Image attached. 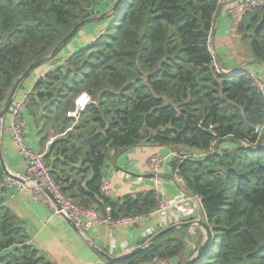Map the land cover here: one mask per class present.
I'll return each instance as SVG.
<instances>
[{"label":"trees","instance_id":"16d2710c","mask_svg":"<svg viewBox=\"0 0 264 264\" xmlns=\"http://www.w3.org/2000/svg\"><path fill=\"white\" fill-rule=\"evenodd\" d=\"M113 2L0 0V109L17 78L50 55L78 22L110 15L86 47L48 61L52 67L24 102L40 143L53 137L44 162L60 193L100 217L146 215L159 193L103 195L104 166L111 154L140 144L167 146L189 154L169 164L180 173L183 190L200 198L211 232L192 264H264V135L256 147L264 130V92L248 67L223 72L216 64L210 33L222 3L120 0L109 13ZM232 23L237 44L247 45L251 60L264 65V3ZM81 92L91 102L75 120L66 114ZM4 178L0 165V264H55L29 242L7 204L12 189L2 185ZM188 228L167 231L111 264L176 258L186 251Z\"/></svg>","mask_w":264,"mask_h":264},{"label":"crops","instance_id":"0c3cea01","mask_svg":"<svg viewBox=\"0 0 264 264\" xmlns=\"http://www.w3.org/2000/svg\"><path fill=\"white\" fill-rule=\"evenodd\" d=\"M98 7L99 5L96 6V8ZM110 19L111 16L107 15L82 26L58 52V60L86 47L105 30V24ZM232 24L227 17L224 5H222L218 17L213 23L216 29L214 37L210 39V49L217 59L216 64L227 72L244 65L251 72H256L258 78L264 81V65L251 60L250 55L244 59L237 54L238 44L234 36L231 35ZM219 54L229 58L225 62L220 61ZM51 64L47 62L39 67L42 70L39 71L38 68L37 71H33V74L21 83L17 97L28 93L40 73L51 68ZM22 116L26 125L25 145L35 151H44L42 153H45L53 137L42 145L33 118L24 109ZM9 122L10 117L7 113L2 121L0 132L2 157L9 171L24 175L25 162L8 132ZM173 152L167 146L140 144L111 154L104 166L105 177L111 187V195L114 198H121L129 194H143L154 190L163 198L170 199L188 194L183 190L182 179L176 177V170L169 164L174 159ZM153 154L167 158L156 173H152L148 165V158ZM193 154L202 155L198 151H193ZM4 179V181L8 180L6 176ZM7 204L22 220L29 235V242L55 264H104L105 260L100 251L110 256L128 252L144 243L148 231L157 232L172 225L175 219L174 212L169 211L164 215L156 214L143 218L134 224H94L84 232H77L67 223L64 216L53 213L47 204L38 201L33 189L29 186L21 190L13 188ZM193 216L196 217L195 220L205 221L202 207L196 209ZM188 227V231L185 233V235L187 234L186 239L184 238L186 251L183 254L170 260L144 264H179L184 258L190 257L192 252L197 249L198 242L202 241L205 235L201 227L194 225Z\"/></svg>","mask_w":264,"mask_h":264},{"label":"built area","instance_id":"2783aa9c","mask_svg":"<svg viewBox=\"0 0 264 264\" xmlns=\"http://www.w3.org/2000/svg\"><path fill=\"white\" fill-rule=\"evenodd\" d=\"M225 7L227 17L231 20H239L242 14L251 7L256 5H262L264 0H219ZM232 21V22H233ZM232 29V27H231ZM254 76V75H253ZM255 85L264 92V83L257 77L254 76ZM28 93L23 94L21 97H15L8 108V114L10 117V122L8 124V132L11 136L13 143L15 144L18 153L24 159L25 162V173L23 176L32 178L36 181H39L42 185L46 186L47 189L53 194L57 202L60 204L61 208L58 210L50 201L48 196L33 183L22 184L13 179L7 178L8 180L4 181L8 188H16L21 190L26 187H31L36 195V199L42 203L47 204L53 213L67 216L71 218L76 227L84 232L90 226L94 224H117V223H129L134 224L143 218L150 217L152 215L160 214L164 215L169 211L174 212V222L181 223L186 221H193L196 217L193 216V213L196 209L201 207L200 198L192 194L180 195L176 198L165 199L162 196L158 198L157 205L150 213L146 215H136L121 218L118 220H111L107 217H100L93 209H87L79 207L78 205L72 203L66 196L60 193L57 185L53 181L49 173V167L44 162V153L40 151H35L24 143V134L26 130L25 122L22 118V111L24 109V102ZM90 96L86 92L79 93L74 99V107L72 110L67 112V116L72 119H77L79 114L90 104ZM52 141H50L51 144ZM173 158L183 159L187 158V155H179L178 153H172ZM166 157H163L158 154H153L148 158V165L152 173H156L161 165L165 163ZM140 180L141 178H137ZM100 192L103 195L111 194V187L106 178H103L100 184ZM154 231H148L146 233V240L148 241L153 235ZM146 241V243H147Z\"/></svg>","mask_w":264,"mask_h":264},{"label":"water","instance_id":"95a60500","mask_svg":"<svg viewBox=\"0 0 264 264\" xmlns=\"http://www.w3.org/2000/svg\"><path fill=\"white\" fill-rule=\"evenodd\" d=\"M120 0H114L112 6H111V9L110 11L111 12H115L118 4H119ZM220 8H221V5L218 7V11H217V14L215 16V20L217 19L218 17V14H219V11H220ZM109 11V12H110ZM108 12V11H107ZM103 16H105L104 14L102 15H99V16H95V17H91V18H87V19H84V20H81L80 22H78L72 29L70 32H68L62 39L61 41L55 46V48L52 50V52L50 53V55L44 57V58H41L33 63H31L28 68L17 78L16 82L14 83L9 95L7 96L2 108L0 109V132H1V127H2V121L4 119V117L7 115L8 113V108L10 106V104L12 103L13 99L15 97H17V92L19 90V87L21 85V83L23 81H25L30 75H32L33 71L35 69H37L38 67L42 66L43 64L47 63L51 58H53L74 36L75 34L77 33V31L82 27L84 26L85 24L87 23H90V22H93L97 19H100L102 18ZM215 27L213 26L212 30H211V33H210V37L211 39L214 37V34H215ZM223 72H227V71H223ZM229 72V71H228ZM264 135V130L263 132L261 133L260 135V138L256 144V147L260 144L261 142V139ZM223 141V139H219L216 144L214 145V148H213V152H215L220 143ZM247 148H250L249 146H247ZM0 165H1V168L3 170V173L4 175L7 177V178H10V179H13L15 181H18L22 184H29V183H33L36 187L40 188L47 196L48 198L50 199V201L53 203V205L56 207V209H60L61 206L60 204L57 202V200L55 199V197L53 196V194L47 189L46 186L42 185L39 181H36L32 178H28V177H25L23 175H19V174H15L11 171H9L8 167L6 166L5 162H4V159L2 157V153H1V148H0ZM175 175L178 179H181V175L180 173L178 172V170L175 171ZM65 220L67 221V223L77 232H80V230L76 227L74 221L67 217V216H64ZM189 225H194V226H198V227H201L204 231V235L205 237L203 238V240L201 241L200 245L198 246V248L196 249L195 253L193 256H191L190 258H188L187 260H185L183 263L181 264H192L201 254L202 252L204 251V249L206 248V246L208 245L209 241H210V238H211V232H210V229L208 228L207 226V223L206 221H203L202 219H199V220H193V221H186V222H181V223H175V224H172V225H169L167 227H164L160 230H158L148 241L147 243H144L142 245H139L137 246L136 248L128 251V252H125V253H122V254H119V255H115V256H110L108 255L107 253H104L103 251H100V254L102 255V257L104 258L105 262L104 263H108V264H111V263H116V262H121L125 259H127L128 257H130L131 255L135 254L137 251L141 250L142 248H144L149 242L153 241L156 237L160 236L161 234L167 232V231H170L172 229H179L180 227H183V226H189Z\"/></svg>","mask_w":264,"mask_h":264},{"label":"rangeland","instance_id":"374dc122","mask_svg":"<svg viewBox=\"0 0 264 264\" xmlns=\"http://www.w3.org/2000/svg\"><path fill=\"white\" fill-rule=\"evenodd\" d=\"M107 25H108V21H107L106 24H105V28H106ZM230 33H231V31H230ZM231 35H232V33H231ZM248 50H249V49H248L247 45H244L243 43L237 45V54H239V55H240L242 58H244V59H247L246 56H249V52H248ZM219 55H220V54H219ZM227 58H229V57H227V56H221V55H220L219 60L225 62V61L227 60ZM241 60H242V59H241ZM242 61L245 62V60H242ZM38 68H39V67H38ZM38 68H37V69H38ZM40 69H41V68H39V71H40ZM41 70H42V69H41ZM34 71H37V70L35 69ZM39 71H38V72H39ZM43 73H44V71L40 73V76H42ZM32 74H33V73H32ZM252 74L257 75L256 72H252ZM257 76H258V75H257ZM261 80H263V79H261ZM211 151H213V148L211 149Z\"/></svg>","mask_w":264,"mask_h":264},{"label":"clouds","instance_id":"9594fccd","mask_svg":"<svg viewBox=\"0 0 264 264\" xmlns=\"http://www.w3.org/2000/svg\"><path fill=\"white\" fill-rule=\"evenodd\" d=\"M109 11H110V10H109ZM109 13H113V12L110 11ZM45 71H46V70H45ZM155 233H156V232H155ZM145 243H146V242H145ZM143 244H144V243H143Z\"/></svg>","mask_w":264,"mask_h":264},{"label":"bare ground","instance_id":"6f19581e","mask_svg":"<svg viewBox=\"0 0 264 264\" xmlns=\"http://www.w3.org/2000/svg\"><path fill=\"white\" fill-rule=\"evenodd\" d=\"M111 219V218H110ZM112 220V219H111Z\"/></svg>","mask_w":264,"mask_h":264}]
</instances>
